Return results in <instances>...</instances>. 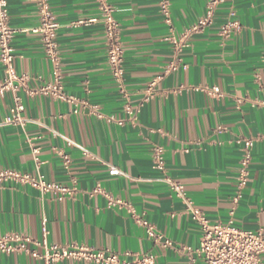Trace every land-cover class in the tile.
<instances>
[{
    "label": "crops",
    "instance_id": "crops-1",
    "mask_svg": "<svg viewBox=\"0 0 264 264\" xmlns=\"http://www.w3.org/2000/svg\"><path fill=\"white\" fill-rule=\"evenodd\" d=\"M170 1L168 24L160 0H109L125 53L127 100L108 64L98 0H50L60 26L57 66L34 32L39 26L37 1L8 0L16 31L15 66L28 77L26 91L32 94L20 93L25 126L2 125L14 96L0 95V171L26 173L76 192L60 200L27 184L1 183L0 235L17 233L42 241V221L47 219L50 244L105 249L126 260L154 254L157 264H204L197 253L201 231L164 183L153 150L164 148L167 174L185 185L212 223L225 224L231 219L242 157L238 141L243 138L254 139L255 145L234 221L244 230L264 231V0H227L213 24L187 40L186 31L206 15L210 0ZM78 21L88 24L76 26ZM231 22L239 26L222 36ZM175 61L177 70L159 81L156 96L134 119L126 106L139 107L149 83ZM57 69L63 90L78 102L40 92L56 84ZM4 79L0 64V85ZM110 167L125 176H111ZM98 187L154 224L162 240L148 239L126 207H111L103 194L94 193ZM0 264L44 262L12 253L0 254ZM56 264L88 263L69 259Z\"/></svg>",
    "mask_w": 264,
    "mask_h": 264
},
{
    "label": "built area",
    "instance_id": "built-area-1",
    "mask_svg": "<svg viewBox=\"0 0 264 264\" xmlns=\"http://www.w3.org/2000/svg\"><path fill=\"white\" fill-rule=\"evenodd\" d=\"M37 11L39 15V26L34 32L41 36L45 54L56 64L59 63L57 35L60 29L56 16L50 5V0H36ZM227 0H210L207 6L206 15L194 24L184 35L187 40L193 33L204 31L211 26L214 21L216 11L219 6ZM99 9L102 13V23L105 28V38L108 47V64L112 76L118 86L120 93L128 100L130 94L127 92L124 83V49L121 42L119 24L115 18V9L109 3V0H98ZM160 11L164 16L166 23H171V1L160 0ZM87 21H78L76 26L87 25ZM239 26V22L228 23L222 29V36L227 37L231 31ZM15 30L10 25V13L8 0H0V64L5 72V79L0 85V95L11 92L14 96V105L10 114L4 120V125L25 126L27 123L23 116L25 106L20 95L26 91L28 77L20 75L15 66V51L13 48V39ZM177 45V42L175 43ZM183 46V45H182ZM179 47V45H178ZM179 61L172 63L165 71L164 76L157 78L149 83L145 89L143 103L133 109L129 104L126 106L128 114L136 119L145 103L151 101L157 94V86L166 75L177 70ZM56 84L48 85L40 92L52 94L63 102L76 103L78 100L69 96L63 90L60 83L59 70H56ZM213 91L219 93V88H213ZM87 106V103H83ZM264 106V102H261ZM95 112V111H94ZM121 123V122H120ZM242 147V157L237 171L236 190L232 199L231 219L223 223H212L204 212L195 205L189 197L186 187L183 183L171 178L166 171V162L164 159L165 150L157 146L153 150V161L155 167L164 174L163 181L170 188L174 197L180 201L185 208V213L197 224L201 231L200 246L197 249L198 255L202 258L204 264H264V231L244 230L235 225L234 215L244 196L250 178V168L252 164V152L255 140L252 138H243L238 141ZM37 154L38 150L35 149ZM65 166L68 167L70 161L64 156ZM111 176H125L124 172L116 167H110ZM8 182H17L30 185L38 190L42 195L55 194L60 200L64 197L72 196L76 188L69 187L55 182H47L42 178H36L32 175L21 173L14 170L0 171V184ZM94 193L103 194L108 205L126 207L133 218L144 228L148 239L154 243H159L163 236L158 232L156 226L136 214L133 207L127 203L116 199L98 187ZM42 241L22 234L0 235V254L22 253L43 261L44 264H56L64 260L85 261L88 264H157L154 254L134 255L131 260H126L120 255L109 250H96L84 245L61 246L50 244L47 240L49 235L47 219L42 221ZM166 246H171L169 241ZM39 249H43L41 254Z\"/></svg>",
    "mask_w": 264,
    "mask_h": 264
}]
</instances>
